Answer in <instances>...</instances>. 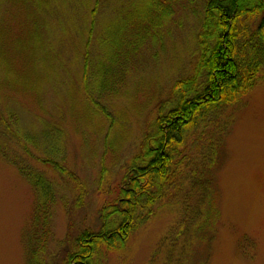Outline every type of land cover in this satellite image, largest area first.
Instances as JSON below:
<instances>
[{
  "label": "rangeland",
  "instance_id": "obj_1",
  "mask_svg": "<svg viewBox=\"0 0 264 264\" xmlns=\"http://www.w3.org/2000/svg\"><path fill=\"white\" fill-rule=\"evenodd\" d=\"M118 1L110 9V0H90L88 8L81 6L72 16L68 0H0V112L5 114L11 106L38 131L42 123L60 124L66 133L65 167L85 190L79 206L80 189L37 164L55 182L60 197L48 252L52 264H63L85 229L100 230V210L106 201L98 187L102 172L106 192L116 197L126 166L152 131L160 107L171 100L172 84L194 72L201 0L174 7L159 42L141 50L118 93L102 100L108 116L89 105L82 82L86 48L90 47L91 62L107 51L108 44L103 46L106 40L100 36L102 20L109 14L108 20L116 19ZM94 10L97 27L91 39ZM220 114L223 127L229 126L222 137L225 164L215 173L220 220L210 251L198 263L192 261L264 264V75L240 107ZM206 126L191 132L182 149V186L172 187L156 204L155 214L124 251L104 254L98 264H181V258L188 256L184 250L188 238L180 239L173 253L169 246L174 243L163 242L166 237L178 240L170 231L184 219L189 229L198 215L200 197L191 183L206 165L208 137L215 129L210 122ZM0 138L11 152L21 155L3 136L1 125ZM36 200L34 188L0 156V264H26L25 237ZM245 239L251 243H244Z\"/></svg>",
  "mask_w": 264,
  "mask_h": 264
},
{
  "label": "trees",
  "instance_id": "obj_2",
  "mask_svg": "<svg viewBox=\"0 0 264 264\" xmlns=\"http://www.w3.org/2000/svg\"><path fill=\"white\" fill-rule=\"evenodd\" d=\"M85 1L68 0L72 16L81 6L88 8L90 0ZM191 1L196 2L119 0L115 4L116 19L108 20L109 14L102 20L100 36L102 34L106 40L103 46L108 44L107 51L91 62L90 47L86 48L82 82L87 103L108 116L102 100L118 93L126 81L132 60L141 50L149 43L156 45L159 42L164 22L169 21L174 7ZM201 1L204 2L203 16L193 74L172 84L171 100L160 107L152 131L143 137L138 153L126 166L116 197L112 198L106 192L104 182L107 179L102 172L98 187L106 194V201L100 210L101 228L98 232L88 229L81 232L63 264H98L104 254L124 251L131 237L155 214L156 204L170 194L172 187L182 186V149L186 147L188 135L206 126V122L215 129L208 137L206 165L201 176L195 175L196 179L191 183L192 190L200 197L198 215L189 229L184 219L170 231L175 232L178 240L172 242L166 237L163 243H174L172 248L169 246L173 253L178 241L188 238L184 250L189 254L181 258V264H197L202 254L210 251L220 220V192L215 173L225 164L222 137L229 129L220 122V112L240 107L264 75V0ZM109 3L111 9L114 0ZM95 13L94 10L90 23L91 39L97 27ZM73 21L75 28L76 18ZM0 125L3 136L21 153L11 152L0 138V156L34 188L37 199L31 227L25 237L26 264H52L48 252L60 197L55 182L39 170L37 164L60 175L63 180L72 181L80 189L79 206L83 205L85 197L78 178L65 167L66 133L55 122L42 123V130L38 131L11 106L5 114L0 112ZM244 243L251 242L245 239Z\"/></svg>",
  "mask_w": 264,
  "mask_h": 264
}]
</instances>
